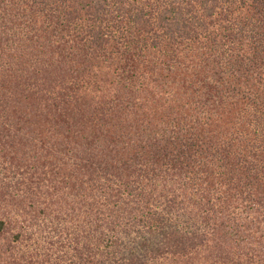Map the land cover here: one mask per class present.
Returning <instances> with one entry per match:
<instances>
[{
    "label": "trees",
    "instance_id": "1",
    "mask_svg": "<svg viewBox=\"0 0 264 264\" xmlns=\"http://www.w3.org/2000/svg\"><path fill=\"white\" fill-rule=\"evenodd\" d=\"M0 264H264V0H0Z\"/></svg>",
    "mask_w": 264,
    "mask_h": 264
}]
</instances>
